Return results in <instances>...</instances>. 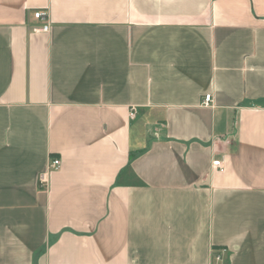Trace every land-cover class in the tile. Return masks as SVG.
Segmentation results:
<instances>
[{"label": "crops", "instance_id": "crops-1", "mask_svg": "<svg viewBox=\"0 0 264 264\" xmlns=\"http://www.w3.org/2000/svg\"><path fill=\"white\" fill-rule=\"evenodd\" d=\"M0 264H264V0H0Z\"/></svg>", "mask_w": 264, "mask_h": 264}, {"label": "built area", "instance_id": "built-area-1", "mask_svg": "<svg viewBox=\"0 0 264 264\" xmlns=\"http://www.w3.org/2000/svg\"><path fill=\"white\" fill-rule=\"evenodd\" d=\"M34 18L38 21H45L46 22V24L43 25L42 27L35 28L34 29L35 32H46V33H48L50 31V13L48 10L36 11L34 13ZM212 102H213V96L211 94H209L205 97L203 105L204 106H210ZM136 115H137L136 109H134V108L131 109L130 118L132 121L136 120ZM60 166H61V161L59 159L51 160L48 169L45 172H43L42 174H40V176H39V185L41 188H45V186L48 185V183H49L48 179H49L50 173L54 170H58L60 168ZM215 166L217 168H219L220 170L223 169L220 162H216ZM216 260L221 261L220 254H217Z\"/></svg>", "mask_w": 264, "mask_h": 264}]
</instances>
